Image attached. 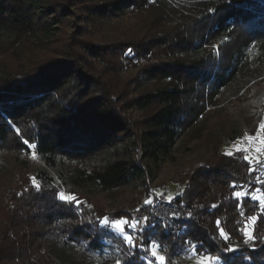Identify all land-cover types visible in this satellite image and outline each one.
I'll list each match as a JSON object with an SVG mask.
<instances>
[{"label":"trees","instance_id":"trees-1","mask_svg":"<svg viewBox=\"0 0 264 264\" xmlns=\"http://www.w3.org/2000/svg\"><path fill=\"white\" fill-rule=\"evenodd\" d=\"M128 13L144 20V33L92 46V28ZM263 75L264 0H0V264H90L94 255L157 264L152 241L163 264L190 250L215 264H264V206L250 196L264 195V160L221 154L188 174L170 201L198 217L176 234L151 213L156 198L143 203V250L111 230L132 210L107 212L76 189L112 199L146 188L142 160L167 155L230 89L247 92ZM32 153L66 176L75 201L59 198ZM67 251L77 258L69 262Z\"/></svg>","mask_w":264,"mask_h":264},{"label":"rangeland","instance_id":"rangeland-1","mask_svg":"<svg viewBox=\"0 0 264 264\" xmlns=\"http://www.w3.org/2000/svg\"><path fill=\"white\" fill-rule=\"evenodd\" d=\"M56 3L63 4L60 1ZM65 9L67 8L65 7ZM68 25L61 27L64 34H70L73 31V27ZM143 27H145L144 20L136 18L130 13L119 19L113 18L98 25L96 28H92V32L96 34V36L91 38L92 46L112 45L131 37L135 38L144 33ZM133 73L134 70L129 69L122 71L120 75L125 79ZM249 87H251L249 91L243 90L238 94H235L234 90L230 89L226 94V98L229 100H224L221 105L210 108L208 114H205L199 122L175 140L167 155H160L157 160H142V169L148 177L146 188L143 185H138L136 189H127L112 199L102 197L90 185L76 188L77 191L85 197H90L93 201H99L107 212H112L120 207L132 210L131 220L128 224L123 225L124 234L133 237L132 247L139 248L141 246L140 236L144 219H140V215L143 212L140 207L145 201L151 202V200L157 198L166 190L172 192L175 187L187 183L186 176L211 159L212 156L242 152L249 157L248 161L252 165L264 160V130L260 129V125L264 123V109H262L261 105L264 103V75L253 81ZM138 117L139 113H136L134 118L137 119ZM259 119L260 121L258 122ZM249 137L252 139H248ZM237 148L240 150L237 151ZM6 158L0 157V163H5ZM29 159L33 167H37L39 170H46L53 175L54 183L60 187L61 193L65 194L66 197L72 196L67 192L68 189L73 188L66 176L55 173L43 166L34 153L30 155ZM261 182L264 185V180ZM241 192L246 195L245 189ZM250 196L252 198L255 197L260 205L264 206V195L261 192L254 191ZM133 220L137 221L138 227L132 228L130 226ZM111 230L123 238V235L112 227ZM245 230L251 234V224H248ZM153 245H155L156 254L163 257L164 249L155 241L149 244L150 254L152 255ZM68 252L67 260L69 262L73 261L76 254L72 255ZM65 256H62L61 259H64ZM152 257L158 264L156 257L153 255ZM208 257L212 258L211 264H215L216 259L213 256L197 254L193 250L177 255L175 262L177 264H199V261ZM107 259L94 255L89 261L90 264H106V261L109 260ZM116 264L119 263L117 262Z\"/></svg>","mask_w":264,"mask_h":264},{"label":"built area","instance_id":"built-area-1","mask_svg":"<svg viewBox=\"0 0 264 264\" xmlns=\"http://www.w3.org/2000/svg\"><path fill=\"white\" fill-rule=\"evenodd\" d=\"M181 187L182 186L175 187L172 192H170V190H166L164 193H161L159 196H157L156 201L151 209V213L156 218L162 220L166 224L167 228L174 234L180 231L182 221L190 217H198V212L196 209L189 208L184 205H175L170 201V196H177L181 190ZM143 218L144 212H142L140 215V219ZM139 249L143 250V247L140 246Z\"/></svg>","mask_w":264,"mask_h":264},{"label":"snow or ice","instance_id":"snow-or-ice-1","mask_svg":"<svg viewBox=\"0 0 264 264\" xmlns=\"http://www.w3.org/2000/svg\"><path fill=\"white\" fill-rule=\"evenodd\" d=\"M260 129L261 130H264V123H262L260 125ZM19 131V130H17ZM248 139H252L251 137H249ZM26 144L29 143L27 140L24 141ZM35 147V146H33ZM240 149L237 148V151H239ZM229 155H231V153H228ZM244 159L247 161L249 160V157L248 156H244ZM251 170V169H250ZM59 198L61 200H69V201H75L76 200V197L74 196H65V194L63 193H59ZM234 195L236 197H241L244 195V193L242 192H235ZM253 199H255V197H253ZM170 202V201H169ZM145 203H150V201H145ZM252 220H254L255 218H251ZM147 221V218H145V222ZM108 221L107 219H105L104 221H101V224L102 225H107ZM128 224V221L127 220H116V221H113L112 222V225L111 227L113 229H115L119 234L123 235V238L124 240L129 244V245H132L133 244V237H131L130 235H126L124 234V228H123V225H126ZM132 228H135V227H138V224H137V221L136 220H133L131 225H130ZM221 235H223V232L221 233ZM244 237H245V243H248L251 239H252V236L250 234V232H248L247 230L244 231ZM155 245H153V251H152V255L156 257V260L158 262V264H163V260H164V257L162 256H158L155 252ZM211 260L212 258L211 257H208V258H205V259H202L201 261H199V264H211Z\"/></svg>","mask_w":264,"mask_h":264}]
</instances>
